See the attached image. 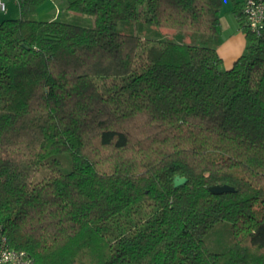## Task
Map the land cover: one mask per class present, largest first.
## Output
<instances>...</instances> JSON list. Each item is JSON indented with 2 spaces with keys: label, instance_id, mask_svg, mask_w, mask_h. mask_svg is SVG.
I'll list each match as a JSON object with an SVG mask.
<instances>
[{
  "label": "trees",
  "instance_id": "16d2710c",
  "mask_svg": "<svg viewBox=\"0 0 264 264\" xmlns=\"http://www.w3.org/2000/svg\"><path fill=\"white\" fill-rule=\"evenodd\" d=\"M16 1L0 20L10 244L36 264H264V23L249 26L243 0L246 46L229 68L224 0H67L91 27ZM156 27L176 37L141 31ZM219 231L231 243L214 250Z\"/></svg>",
  "mask_w": 264,
  "mask_h": 264
},
{
  "label": "rangeland",
  "instance_id": "374dc122",
  "mask_svg": "<svg viewBox=\"0 0 264 264\" xmlns=\"http://www.w3.org/2000/svg\"><path fill=\"white\" fill-rule=\"evenodd\" d=\"M8 5L7 11H1L0 10V18L4 17H16L20 15V9L18 2L16 0H5ZM226 1H233V0H226ZM67 0H44L37 8L36 11V17L41 19H50L58 15L57 9H61V14L59 17L61 19L71 21L74 23H77L79 25L91 27L94 25V16L88 13H80L75 11H70L66 8ZM57 12V14H56ZM145 27V30H147ZM122 29V28H121ZM137 31H140L139 27H136ZM142 32L146 33L152 38H175V30L170 29L167 27H156L155 32L154 31H144ZM186 39L188 42H193L191 36H187ZM208 241L210 244V247L214 250H223L228 247V245L231 243V236L228 231H219L215 234H212L208 237Z\"/></svg>",
  "mask_w": 264,
  "mask_h": 264
},
{
  "label": "built area",
  "instance_id": "2783aa9c",
  "mask_svg": "<svg viewBox=\"0 0 264 264\" xmlns=\"http://www.w3.org/2000/svg\"><path fill=\"white\" fill-rule=\"evenodd\" d=\"M5 0H0V10L7 11ZM243 12L249 26L256 30L264 23V0H243ZM0 264H36L25 249L12 246L0 227Z\"/></svg>",
  "mask_w": 264,
  "mask_h": 264
},
{
  "label": "crops",
  "instance_id": "0c3cea01",
  "mask_svg": "<svg viewBox=\"0 0 264 264\" xmlns=\"http://www.w3.org/2000/svg\"><path fill=\"white\" fill-rule=\"evenodd\" d=\"M234 1L242 0H233L232 2L224 0L221 13L222 40L217 48L218 53L222 57L223 65L227 68L231 67L235 59L241 55L247 41L246 34L240 27L236 15L233 12Z\"/></svg>",
  "mask_w": 264,
  "mask_h": 264
},
{
  "label": "water",
  "instance_id": "95a60500",
  "mask_svg": "<svg viewBox=\"0 0 264 264\" xmlns=\"http://www.w3.org/2000/svg\"><path fill=\"white\" fill-rule=\"evenodd\" d=\"M187 181L186 176H182L180 174L176 175L174 177V184L176 186L181 185ZM210 190L214 193H223V192H228V191H233L234 187L230 184H214L210 186Z\"/></svg>",
  "mask_w": 264,
  "mask_h": 264
}]
</instances>
